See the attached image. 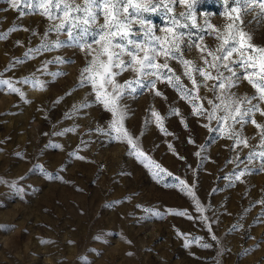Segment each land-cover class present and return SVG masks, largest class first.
<instances>
[{
    "label": "rangeland",
    "instance_id": "1",
    "mask_svg": "<svg viewBox=\"0 0 264 264\" xmlns=\"http://www.w3.org/2000/svg\"><path fill=\"white\" fill-rule=\"evenodd\" d=\"M202 7L215 12L216 0H203ZM152 19L161 23L158 16ZM222 22L212 17V23ZM49 25L38 14L21 17L8 0H0V34L7 33L0 39V80L23 93L0 85V264H264V204L257 203L264 200V171L240 181L225 179L236 168L228 163L236 155L233 141L210 135L203 126L207 120L193 115L192 106L163 83L157 87L166 100L145 90L124 103L130 109L125 127L139 138L148 161L164 171L129 154L126 142H110L96 129H106L111 114L96 104L81 107L94 99L89 86H79L81 51L65 47L25 57L41 44ZM14 26L20 30L9 32ZM255 42L264 44V27ZM187 55L195 59L196 50ZM57 56L73 62L44 70ZM172 66L179 71L175 62ZM25 78L29 83H20ZM237 91L253 90L243 82ZM173 107L180 115H169ZM151 109L166 117L161 127L167 134ZM244 135L253 137L256 129L249 124ZM239 151L243 158L249 148ZM180 180L195 185L203 212L181 191ZM195 237L212 247L185 246Z\"/></svg>",
    "mask_w": 264,
    "mask_h": 264
},
{
    "label": "snow or ice",
    "instance_id": "2",
    "mask_svg": "<svg viewBox=\"0 0 264 264\" xmlns=\"http://www.w3.org/2000/svg\"><path fill=\"white\" fill-rule=\"evenodd\" d=\"M8 2L21 17L38 14L50 21L41 44L25 52V57L34 58L42 52L65 47L78 48L84 54L85 65L80 70L79 86H89L94 99L85 101L81 107L96 104L111 114L107 128L98 126L96 129L110 142H126L129 154L143 158L142 162L148 161L139 146V138L125 127L130 109L124 101L129 97L135 98L145 90L166 100L167 97L157 87L163 83L192 106L193 115L207 120L203 126L209 129L210 135L233 141L230 150L236 155L228 163L235 164L236 168L225 179L240 181L254 171H264V120L256 118L257 115L264 117V44L255 42L257 30L264 27V0H216L215 12L204 9L203 0ZM215 15L222 18L221 24L212 23ZM153 16L160 18L159 25L153 21ZM17 30L20 29L14 26L8 31ZM23 30L28 31L26 28ZM52 34H55V40L49 39ZM61 36H66V39H61ZM6 37L7 33L0 34V39ZM208 38L214 43L209 44ZM193 49L197 53L195 59L187 55ZM72 62L57 56L47 61L43 69L46 70L49 64ZM173 62L179 65V71L172 66ZM126 72L132 75L121 81L120 77ZM31 82L43 87V82L39 80L33 79ZM243 82L251 87V93L240 94L237 91ZM20 83L27 84L29 79L25 78ZM0 85H6L10 91L23 97L20 89L14 87L10 80H0ZM150 112L157 126L161 127L166 117L155 109ZM173 114L180 115L179 109L171 108L169 115ZM150 122V119H146L145 125ZM249 124L256 129L253 137L244 135V129ZM161 130L166 133L162 127ZM257 137L258 144L251 145L250 141ZM203 147L201 152L196 153L197 156L201 155ZM241 148H249L243 158L239 151ZM240 164H244V168L241 169ZM146 166L164 171L154 161H148ZM168 175L171 176V173ZM179 184L181 191L192 198L197 212H203L204 206L193 191L195 185L188 186L184 180H180ZM257 203L264 204V200ZM145 211L157 217L161 215L150 209ZM174 214L187 215L186 212ZM201 219L205 222L209 220L203 216ZM211 239L216 240L217 237L212 235ZM193 242L205 249L212 247L202 242L200 237L191 241L186 239L185 246Z\"/></svg>",
    "mask_w": 264,
    "mask_h": 264
}]
</instances>
